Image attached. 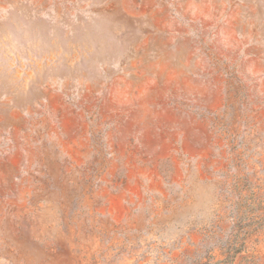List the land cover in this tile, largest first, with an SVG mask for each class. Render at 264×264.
Returning a JSON list of instances; mask_svg holds the SVG:
<instances>
[{
	"label": "rangeland",
	"instance_id": "1",
	"mask_svg": "<svg viewBox=\"0 0 264 264\" xmlns=\"http://www.w3.org/2000/svg\"><path fill=\"white\" fill-rule=\"evenodd\" d=\"M0 264H264V0H0Z\"/></svg>",
	"mask_w": 264,
	"mask_h": 264
}]
</instances>
